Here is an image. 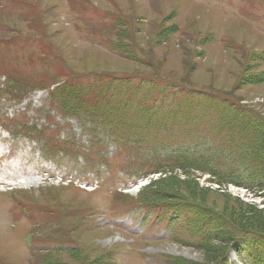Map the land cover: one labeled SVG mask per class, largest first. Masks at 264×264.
<instances>
[{
  "label": "rangeland",
  "instance_id": "374dc122",
  "mask_svg": "<svg viewBox=\"0 0 264 264\" xmlns=\"http://www.w3.org/2000/svg\"><path fill=\"white\" fill-rule=\"evenodd\" d=\"M72 1L84 3L74 11ZM96 6L118 13L123 18L120 29L115 26L111 31L108 21L102 25L92 13ZM96 35L117 39L142 61L115 56L85 41ZM37 39L43 40L50 56L45 62L26 57L33 49L26 44ZM2 40L1 73L37 84L22 96L28 97L22 103L11 106L2 100L3 112L39 127H48L51 118L64 143L70 132H77L87 145L94 128L88 123L81 131L76 120L63 118L49 106L46 91L38 90L72 79L59 57L77 75L150 76L158 81L150 86V94L159 100L168 101L176 92L178 102L181 98L180 89L164 84L167 80L185 92L205 94L198 108H206L210 96L226 107H210L206 128H199L194 136L189 130L197 122L163 130L157 140L152 139L146 162L138 152L110 146L109 159L98 161L84 174L68 160L50 164L51 171L71 181L68 185L31 187L22 179H32L29 172H34V164L18 172L19 162L10 160L7 165L5 158L0 159V181L5 188L13 179L26 186L15 192L16 197L33 213L31 218L23 217L22 205L10 202V192L0 191V264H177L174 256L178 264H230V249L237 244L230 247L224 240L240 242L264 235V58L260 56L264 55V0H3ZM230 105L252 116L234 114L227 108ZM145 106L138 111L146 115ZM128 116L135 118L132 113ZM230 122L248 133L242 131L223 143ZM207 127L213 135L204 137ZM178 135L185 145L177 143ZM3 136L0 149L6 147ZM20 144L24 149L30 146L25 140ZM182 152L197 156L189 160L194 167L186 165L188 169L179 171ZM204 166L213 168V174L195 169ZM137 168H142L141 175L134 173ZM159 168L163 173L154 174ZM144 179L147 185L141 189ZM165 200L169 205L163 209ZM139 202L160 208L142 211L137 209ZM179 212L188 219L176 226L180 235L175 241L167 225H176ZM15 220L21 221L17 234L11 232ZM213 229L218 233L215 241L191 248L189 241L198 244L200 235ZM29 232L35 234L36 244L26 249L23 236ZM34 234H28L26 241L31 242ZM259 238L258 245L264 243ZM139 250H147L150 259L145 260Z\"/></svg>",
  "mask_w": 264,
  "mask_h": 264
},
{
  "label": "trees",
  "instance_id": "16d2710c",
  "mask_svg": "<svg viewBox=\"0 0 264 264\" xmlns=\"http://www.w3.org/2000/svg\"><path fill=\"white\" fill-rule=\"evenodd\" d=\"M262 234H264V233H262ZM261 236H264V235H261ZM227 239H228V240H224V242H225V243H228V244H230V245H231V244H234V243L236 242V241H235V238H227ZM211 255H212V253H210L208 257H210ZM211 258H212V257H211ZM211 258H210V259H211Z\"/></svg>",
  "mask_w": 264,
  "mask_h": 264
}]
</instances>
